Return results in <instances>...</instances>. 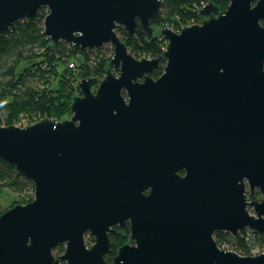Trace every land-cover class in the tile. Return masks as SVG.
Listing matches in <instances>:
<instances>
[{
  "label": "water",
  "instance_id": "obj_1",
  "mask_svg": "<svg viewBox=\"0 0 264 264\" xmlns=\"http://www.w3.org/2000/svg\"><path fill=\"white\" fill-rule=\"evenodd\" d=\"M161 4L0 0V33L45 8L52 46L113 49L101 80L76 83L68 118L0 125V159L33 185L0 214V264H264L214 239L264 234V0L208 2L200 23L160 29L158 57L137 59L115 29L150 40ZM126 223L130 243L107 263L108 234Z\"/></svg>",
  "mask_w": 264,
  "mask_h": 264
},
{
  "label": "trees",
  "instance_id": "obj_2",
  "mask_svg": "<svg viewBox=\"0 0 264 264\" xmlns=\"http://www.w3.org/2000/svg\"><path fill=\"white\" fill-rule=\"evenodd\" d=\"M208 2L217 6L219 10H224L229 0H162L151 26L153 29L154 26H159L176 31L182 26L197 23L201 19L197 15L198 8ZM46 13V9L41 8L33 17L15 21L7 30L0 33L1 126L17 125L20 116H27L29 121L34 122L44 117L55 121L68 118L69 105L75 96V84L86 77L101 80L106 70L110 69L108 65L110 58L105 59L104 56V50L108 49H104V46L84 51L74 50L65 42L52 46L43 32L42 24ZM261 24L264 25V20ZM115 32L130 54L137 59L158 57L166 46V40L160 37L159 33H154L153 37L147 40L139 25L132 36L119 26ZM74 53H79L82 57L78 66L79 72L74 74L66 68L57 75L56 65ZM164 65L165 60L162 59L149 76L157 78L162 73ZM114 73H117V70ZM56 78L54 88L52 81ZM4 190L13 193L30 192L27 199L22 198L21 202L15 204H24L32 200V182L18 173L12 164L0 159V193ZM5 210L0 208V214ZM127 238V230L119 234H109L111 243L110 251L105 257L107 262L111 261ZM214 239L219 247L223 246L241 256L250 255L251 250L256 248L264 251V234L246 229L235 236L216 233ZM89 240L91 242V239ZM63 250V245L57 246L53 249L54 256L60 255Z\"/></svg>",
  "mask_w": 264,
  "mask_h": 264
},
{
  "label": "rangeland",
  "instance_id": "obj_3",
  "mask_svg": "<svg viewBox=\"0 0 264 264\" xmlns=\"http://www.w3.org/2000/svg\"><path fill=\"white\" fill-rule=\"evenodd\" d=\"M162 27L159 26H154V33H159L160 29ZM104 49H108V50H104V56L105 59L111 58L112 54H113V49L110 45H104L103 47ZM111 48V49H110ZM112 50V52H110ZM82 57H80L79 53H74L72 56H69L67 59H65L62 63H59L56 65V71H57V75L61 72H63V70H66V68H68V70H70L71 72H73L74 74H77L79 72V64L81 62ZM91 62V61H88ZM109 62V60H108ZM74 64L73 68H70L69 64ZM87 65H91L86 63ZM93 64V62H92ZM115 70H113L114 72ZM56 82H57V78L54 79L52 81V86H56ZM76 85V84H75ZM76 91H75V95H76ZM41 119V118H40ZM30 120V119H29ZM27 116H20V120L19 121H23L25 123L31 124L34 123V120L29 121ZM36 121V120H35ZM30 122V123H28ZM30 192L24 191L21 193H13L10 192L9 190H4L0 193V208L1 210L3 209H7L8 207L12 206L15 203H19L21 202L22 198L27 199L28 195ZM250 213H252V211H250Z\"/></svg>",
  "mask_w": 264,
  "mask_h": 264
},
{
  "label": "flooded vegetation",
  "instance_id": "obj_4",
  "mask_svg": "<svg viewBox=\"0 0 264 264\" xmlns=\"http://www.w3.org/2000/svg\"><path fill=\"white\" fill-rule=\"evenodd\" d=\"M200 21H201V19H200ZM200 21H198L197 23H200ZM193 24H196V23H193ZM190 25V24H189ZM186 26V25H185ZM183 27V26H182ZM181 175H182V172L180 173ZM246 194H247V200L248 201H256V202H259L260 200H261V195H260V192L258 191V189H255L252 193H249L248 191H246ZM125 230H127L128 231V223H126V227L124 228V229H120L118 226H113L112 227V232H110L109 234H119V233H121V232H123V231H125ZM109 234H108V239H109ZM128 237H129V231H128ZM89 239H91V242H89L90 240ZM88 240V241H87ZM109 241H110V239H109ZM84 243H85V245L87 246V247H89L92 243H93V237L91 236V235H89V234H86L85 236H84ZM110 243H111V241H110ZM130 242H129V240H128V238H127V240H125L124 241V243L122 244V245H124V244H129ZM62 245V244H61ZM121 245V246H122ZM63 247H64V245H63ZM115 256V255H114ZM106 257V256H105ZM112 260V259H111ZM111 262V261H110ZM110 262H107V263H110Z\"/></svg>",
  "mask_w": 264,
  "mask_h": 264
},
{
  "label": "built area",
  "instance_id": "obj_5",
  "mask_svg": "<svg viewBox=\"0 0 264 264\" xmlns=\"http://www.w3.org/2000/svg\"><path fill=\"white\" fill-rule=\"evenodd\" d=\"M204 5V4H203ZM202 5V6H203ZM193 24V23H192ZM180 29V28H179ZM178 29V30H179ZM178 30H176L175 32H177ZM69 66H70V68H73V66H74V64H69ZM34 122V121H33ZM18 124L17 125H15V126H19V127H22V126H26L27 125V123H25V122H23V121H19V122H17ZM219 247V246H218ZM220 249H222V250H225V251H232V250H229V249H226L225 247H219ZM234 252V251H233ZM262 252H264L263 250H259V249H253V250H251V252H250V255H256V254H259V253H262Z\"/></svg>",
  "mask_w": 264,
  "mask_h": 264
}]
</instances>
